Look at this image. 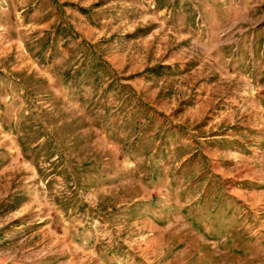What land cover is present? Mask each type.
Wrapping results in <instances>:
<instances>
[{"label": "rangeland", "instance_id": "obj_1", "mask_svg": "<svg viewBox=\"0 0 264 264\" xmlns=\"http://www.w3.org/2000/svg\"><path fill=\"white\" fill-rule=\"evenodd\" d=\"M0 264H264V0H0Z\"/></svg>", "mask_w": 264, "mask_h": 264}]
</instances>
